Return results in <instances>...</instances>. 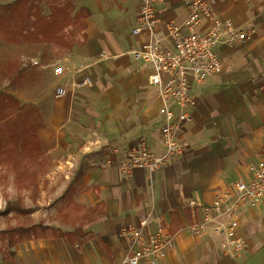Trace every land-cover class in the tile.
Returning <instances> with one entry per match:
<instances>
[{
	"label": "crops",
	"instance_id": "obj_1",
	"mask_svg": "<svg viewBox=\"0 0 264 264\" xmlns=\"http://www.w3.org/2000/svg\"><path fill=\"white\" fill-rule=\"evenodd\" d=\"M72 2L76 9L84 7L90 13L85 44L58 61L45 58L39 64L50 71L51 94H44L34 105L31 94L24 102L18 98L41 115L43 126L35 136L43 154L36 163L23 161L17 170L0 166V171L11 173L15 189L25 192L31 204L18 195L14 201L1 202L4 209L10 203L32 212L19 218L12 212L0 216H10L13 225L42 222L76 238L20 243L12 249L11 259L0 255V264H122L136 245L121 229L139 227L146 217L149 224L143 235H150L160 224L175 233V247L157 264H264L263 202L247 204L236 212L237 236L244 248L235 259L224 254L222 236L211 225L199 235L188 229L201 221V206L235 181L248 180L249 166L264 158V0H216L214 18L230 20L235 28L254 29L255 33L245 44L219 45L222 72L192 84L195 105L189 109L190 121L177 132L181 154L153 174L135 170L128 176L119 173L118 165L130 147L143 141L152 153L163 151L158 138L163 124L158 90L148 84L152 67L129 55L148 40L145 34L132 35L140 0ZM184 2L158 0L156 4L155 37L164 48H173L165 26L183 22L187 15ZM202 26L209 27V22L205 20ZM56 64L63 67L60 76L53 75ZM85 77L91 79L92 87L71 86ZM58 87L67 94L57 97ZM172 109L177 112L175 106ZM67 160H72L74 168L66 177L65 169L55 170ZM81 185L85 188L80 190ZM67 200L86 208L101 201L105 216L75 228L61 224L57 215L52 222L46 219L49 206L57 201L63 206ZM191 201L196 203L193 209Z\"/></svg>",
	"mask_w": 264,
	"mask_h": 264
},
{
	"label": "built area",
	"instance_id": "obj_2",
	"mask_svg": "<svg viewBox=\"0 0 264 264\" xmlns=\"http://www.w3.org/2000/svg\"><path fill=\"white\" fill-rule=\"evenodd\" d=\"M157 2L140 0L137 25L132 35L145 34L148 40L140 48L130 51L129 55L152 67L148 84L158 90V112L163 119L158 138L163 151L154 154L143 141L130 147L118 165V171L123 176L135 170L153 174L168 167L181 154L177 132L182 124L190 121L189 109L195 105L192 84L199 85L222 72V62L217 51L219 45L233 47L245 44L255 33L254 29L235 28L230 20L214 18L211 13L216 0H185L187 15L183 22H169L165 26L167 36L173 41V48L167 49L155 37L158 25ZM205 20L209 22V27L202 26ZM62 73L63 67L56 64L53 75L60 76ZM71 86L89 88L92 87V81L85 77ZM66 94L65 88L58 87L55 90L57 97ZM172 106L177 108L176 113ZM73 168L72 160H67L58 165L55 171L62 172L65 169L63 174L67 177ZM249 174L248 180L235 181L229 189L220 191L211 203L201 206V221L188 226L192 234L199 235L205 233L211 225L222 236V251L232 259L237 258L244 248L243 241L237 236V210L247 204L264 203V158L249 166ZM189 207L195 208L196 203L191 201ZM148 224L149 219L146 217L139 222V227L128 225L121 229V234L136 245L135 249L123 257L122 264H157L167 250L175 247V234H171L161 224L150 235H143Z\"/></svg>",
	"mask_w": 264,
	"mask_h": 264
},
{
	"label": "trees",
	"instance_id": "obj_3",
	"mask_svg": "<svg viewBox=\"0 0 264 264\" xmlns=\"http://www.w3.org/2000/svg\"><path fill=\"white\" fill-rule=\"evenodd\" d=\"M41 4L47 9V15L43 14ZM89 16L86 8L76 9L72 0H14L0 5V39L7 45H44V58L55 62L85 44L86 19ZM27 72V67L16 61L7 62L0 69L11 86L28 79ZM42 126L38 109L23 104L9 92L0 91V166L17 170L23 161L36 163L43 154L35 136ZM84 188V185L80 186V190ZM69 193L67 191L65 196ZM10 212L19 218L32 211L7 203L0 215ZM56 215L61 224L75 228L104 217L105 205L99 201L94 207L86 208L67 200L57 209ZM170 232L175 234L174 230ZM60 237L76 238L73 233H62L59 228L42 222H17L0 230V255L9 260L14 256L12 249L20 243Z\"/></svg>",
	"mask_w": 264,
	"mask_h": 264
},
{
	"label": "rangeland",
	"instance_id": "obj_4",
	"mask_svg": "<svg viewBox=\"0 0 264 264\" xmlns=\"http://www.w3.org/2000/svg\"><path fill=\"white\" fill-rule=\"evenodd\" d=\"M14 0H0L1 4L10 3ZM43 9V14L47 15V9L41 4ZM46 48L37 46L30 49H25L22 46L7 45L3 43L0 39V69L7 62H19L23 67H27L28 79L19 83V85L11 86L9 81L3 77L0 73V91L9 92L15 95L17 98H20L24 102L23 98L26 95L31 94V99L33 105L43 97L44 94H51L52 91V82L50 81L51 75L50 71L44 70L39 65H33L32 60L39 61V64L43 65L45 62L44 53ZM51 70V69H50ZM30 105V104H29ZM12 175L8 173L6 169L0 171V211L4 210V202L6 199L14 201L18 195L24 198V202L30 206V200H27V194L25 192H19L15 189L12 184ZM61 206L60 202L57 201L47 208V220L52 222L56 219V214L54 213L56 209ZM51 214V215H50ZM39 220V218H37ZM41 220L45 221V219ZM37 221V220H36ZM23 222V221H21ZM15 222L10 217L0 216V230L5 229L8 226L13 225ZM28 224V222H23Z\"/></svg>",
	"mask_w": 264,
	"mask_h": 264
}]
</instances>
